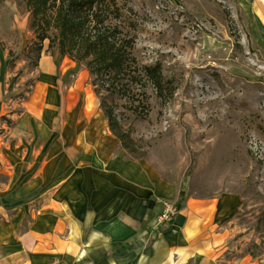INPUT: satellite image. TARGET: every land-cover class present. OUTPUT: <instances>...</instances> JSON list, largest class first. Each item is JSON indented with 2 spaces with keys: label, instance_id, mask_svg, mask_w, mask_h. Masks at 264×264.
<instances>
[{
  "label": "rangeland",
  "instance_id": "1",
  "mask_svg": "<svg viewBox=\"0 0 264 264\" xmlns=\"http://www.w3.org/2000/svg\"><path fill=\"white\" fill-rule=\"evenodd\" d=\"M130 6L134 57L160 63L175 91L162 102L149 88L142 116L111 100L131 150L115 138L130 164L117 191L145 196L152 238L168 205L185 222L195 216L202 240L218 235L207 250L219 264H264V22L255 21L264 0ZM33 42L24 0H0V223L10 227V252L50 222H35L41 192L89 191L91 176L105 174L87 157L90 143L112 135L83 65L46 51L47 40L36 62Z\"/></svg>",
  "mask_w": 264,
  "mask_h": 264
},
{
  "label": "crops",
  "instance_id": "2",
  "mask_svg": "<svg viewBox=\"0 0 264 264\" xmlns=\"http://www.w3.org/2000/svg\"><path fill=\"white\" fill-rule=\"evenodd\" d=\"M255 21L264 22V14ZM89 150L88 166H102L105 174L91 176L89 191L69 192L60 187L41 192L35 222L38 215L41 220L48 216L50 222L41 221L38 228L35 223L34 231L14 236L17 245L12 252L8 248L10 227L0 223V264H183L182 257L184 264H199L202 259L213 264L209 260L213 257L214 264H219L215 255L210 257L207 246L214 247L220 239L216 235L202 240L195 216L188 222L176 216L170 228L160 233L163 235L152 238L151 222L144 221L145 196L131 192L123 197L117 191L127 179L122 170L130 164L123 162L114 136L96 139Z\"/></svg>",
  "mask_w": 264,
  "mask_h": 264
},
{
  "label": "trees",
  "instance_id": "3",
  "mask_svg": "<svg viewBox=\"0 0 264 264\" xmlns=\"http://www.w3.org/2000/svg\"><path fill=\"white\" fill-rule=\"evenodd\" d=\"M24 5L34 35L32 51L36 62L47 40L46 51L83 65L109 131L130 153L129 138L111 100L115 97L128 101V109L142 116L148 114L149 88L162 102L175 91L160 63L139 65L133 55L137 15L130 0H24ZM135 102L139 106H134ZM183 197L180 191L178 199ZM167 226L160 227L159 233L167 231Z\"/></svg>",
  "mask_w": 264,
  "mask_h": 264
},
{
  "label": "built area",
  "instance_id": "4",
  "mask_svg": "<svg viewBox=\"0 0 264 264\" xmlns=\"http://www.w3.org/2000/svg\"><path fill=\"white\" fill-rule=\"evenodd\" d=\"M174 216H176V211L171 206L166 205L162 211V214L158 218L157 223L160 227L162 226L166 227L170 223V221L173 219Z\"/></svg>",
  "mask_w": 264,
  "mask_h": 264
},
{
  "label": "bare ground",
  "instance_id": "5",
  "mask_svg": "<svg viewBox=\"0 0 264 264\" xmlns=\"http://www.w3.org/2000/svg\"><path fill=\"white\" fill-rule=\"evenodd\" d=\"M180 261H181V263H185V259H184V257H182V258H180Z\"/></svg>",
  "mask_w": 264,
  "mask_h": 264
}]
</instances>
